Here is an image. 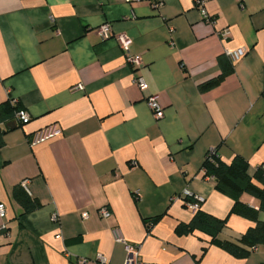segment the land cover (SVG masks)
I'll return each mask as SVG.
<instances>
[{
    "label": "crops",
    "instance_id": "crops-1",
    "mask_svg": "<svg viewBox=\"0 0 264 264\" xmlns=\"http://www.w3.org/2000/svg\"><path fill=\"white\" fill-rule=\"evenodd\" d=\"M155 1L157 8L148 1L0 0V103L17 98L31 116L3 126L0 264H124L114 228L144 264H264V245L242 258L202 231L176 232L195 214L185 190L202 197L201 210L229 216L220 240L242 245L255 224L230 213L234 200L202 165L212 148L227 163L244 157L250 176L264 165V0H209L211 22L196 0ZM105 22L107 39L98 33ZM119 33L132 39L139 67L130 65ZM237 48L246 53L232 73L201 90L221 73L219 56ZM154 94L161 119L147 104ZM50 124L62 134L31 145ZM17 185L41 206L24 212L13 197ZM241 200L259 208L248 193Z\"/></svg>",
    "mask_w": 264,
    "mask_h": 264
},
{
    "label": "trees",
    "instance_id": "trees-1",
    "mask_svg": "<svg viewBox=\"0 0 264 264\" xmlns=\"http://www.w3.org/2000/svg\"><path fill=\"white\" fill-rule=\"evenodd\" d=\"M218 60L221 73L200 84L201 90H207L219 85L228 74L232 73L234 69L233 61L226 53L220 55ZM21 108L23 106L17 98L10 97L0 103V148L4 145V134L8 130H5L3 126H6L11 121H15L19 126L22 125L15 119L16 112ZM248 166V161L240 155H235L232 161L227 163L221 159L217 152L213 156H206L202 165L204 176H212L216 181V189L234 200L230 213L238 214L255 223L241 236L240 242L242 245L217 238L221 229L227 225L229 216L224 218L217 217L201 210L200 207L189 223H181L177 226L176 232L178 234H188L196 230L202 231L210 236L213 244L221 246L242 258L247 257L252 252L253 247L264 245V221L259 219V213L264 211V165L257 167L253 176L248 174ZM244 193H248L258 199L259 208L243 202L241 196ZM13 197L22 205L24 212H30L41 206V202L37 198L30 196L22 185L14 187ZM185 199L193 201L194 196H186ZM152 223L151 220L149 224L151 225Z\"/></svg>",
    "mask_w": 264,
    "mask_h": 264
},
{
    "label": "built area",
    "instance_id": "built-area-1",
    "mask_svg": "<svg viewBox=\"0 0 264 264\" xmlns=\"http://www.w3.org/2000/svg\"><path fill=\"white\" fill-rule=\"evenodd\" d=\"M125 1L127 3L148 1V2H152L153 6H155L156 8L161 5L160 3L156 2L155 0H125ZM207 1H209V0H196V5L198 6V8H200L204 18L208 22H211L212 18L206 13V11L204 9V5ZM98 33L100 34V36L103 39L110 38L112 36L111 24L108 22L103 23L98 28ZM226 35H228L227 30H224L221 32V36L223 38L226 37ZM116 39L118 40L121 48L124 50L130 65H132V67H134V68L139 67L141 65V58L139 55L134 54L131 50L132 43H133L132 39L125 33L117 34ZM245 53H246V51L243 48H237L235 50H226V54L230 57V59L232 61H237V60L241 59L245 55ZM136 81L141 87L145 86V82H144V79L142 77H137ZM75 88L83 89V86L81 84H79ZM147 104L157 119H161L164 116V109L161 107V105L158 102V95H156V94L151 95L147 99ZM15 119H16V121H18L19 123L24 125L31 120V116L25 108H21L16 112ZM61 134H62V129L60 128V126H58L57 124H50V125L44 126L40 129L36 130L32 136V139L30 140V143H31V145H35V144L44 142L46 140H49L51 138H54L56 136H59ZM215 153H216V149L212 148L209 151L207 156H213ZM25 184L26 183L24 182V185ZM191 195L192 194L190 191L185 190V192L183 194L184 201H185V204L192 211L196 212L200 207L202 197H197V196L193 195L194 196L193 201H188L185 199L186 196H191ZM0 215L2 217H4L6 215L5 204L1 203V202H0ZM100 215L102 217H108L110 215V211L108 210L107 207H102L100 209ZM82 216H83V218H86L88 216V213L84 212L82 214ZM53 219L58 220V214H54ZM113 233L115 236V240L117 242L123 243L125 248H126L127 256H126V260H125L124 264H144L139 259V250H138L137 246H134V245L127 243L126 240L124 239L121 231L118 228H114ZM254 249H257V246L252 248V250H254ZM100 259L104 260L102 256H100Z\"/></svg>",
    "mask_w": 264,
    "mask_h": 264
},
{
    "label": "water",
    "instance_id": "water-1",
    "mask_svg": "<svg viewBox=\"0 0 264 264\" xmlns=\"http://www.w3.org/2000/svg\"><path fill=\"white\" fill-rule=\"evenodd\" d=\"M16 126V122L15 121H11L9 123H7L6 127L8 129L14 128Z\"/></svg>",
    "mask_w": 264,
    "mask_h": 264
}]
</instances>
